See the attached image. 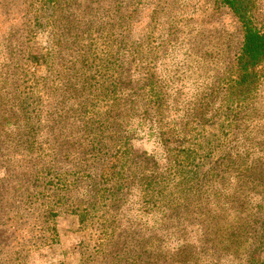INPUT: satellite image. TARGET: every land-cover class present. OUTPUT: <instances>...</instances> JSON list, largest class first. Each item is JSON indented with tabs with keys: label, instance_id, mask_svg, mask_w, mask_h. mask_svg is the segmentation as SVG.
Segmentation results:
<instances>
[{
	"label": "trees",
	"instance_id": "1",
	"mask_svg": "<svg viewBox=\"0 0 264 264\" xmlns=\"http://www.w3.org/2000/svg\"><path fill=\"white\" fill-rule=\"evenodd\" d=\"M4 1L0 0V6L8 7L7 13L0 9V168L5 175L0 178V214L7 209L14 221L0 223V254L8 260L0 264H28L31 249L25 237L38 234L42 246L51 244L56 235L53 218L60 211L87 224L99 209L98 232L92 239L97 252L114 244L125 251L120 252L123 260L116 253H103L97 262L264 264V136L245 132L252 120L261 118L257 100L247 105L257 97L258 87L252 93L245 87L255 82L254 68L264 62V31L255 27L249 14L254 1L219 0L242 30L230 69L233 79L228 77L233 84H223L225 94H234L230 100L241 102L233 108L230 103L225 106L231 111L232 126L223 136L228 142H246L239 160L247 159L248 167L238 175L237 196L224 155H216L207 164L206 158L214 154L208 148L178 158L182 152L178 147L189 138L196 139L221 113V91L199 95V101L186 105L184 116L167 119V112L174 108L173 101L166 99L164 85L145 68L136 74L131 69L135 52L128 50L127 36L134 0H128L125 12V0H37L28 9L24 7L27 0ZM45 15L47 41L52 44L40 54L28 53L25 43L35 30L44 28ZM34 63H43L46 75L40 78L38 91L36 79L35 90L25 91L21 85L26 67ZM142 125L166 154V149L175 151L171 159L157 163L155 156L134 148L130 142ZM55 126L69 134L62 142L64 149L53 146L47 158L32 157L36 130ZM165 134L177 144L162 140ZM61 154L67 167H56ZM178 159H186L192 168L175 187L171 182L176 168L182 172L185 168V162L180 169L176 166ZM219 165L223 167L218 174ZM131 185L142 200L135 214L126 217L127 226L133 227L119 230L116 240L117 220L109 219L108 213ZM16 202L24 205L23 212ZM29 216L39 226H26L23 219ZM218 228L224 230L215 237L212 231ZM133 238L134 245H128Z\"/></svg>",
	"mask_w": 264,
	"mask_h": 264
},
{
	"label": "rangeland",
	"instance_id": "2",
	"mask_svg": "<svg viewBox=\"0 0 264 264\" xmlns=\"http://www.w3.org/2000/svg\"><path fill=\"white\" fill-rule=\"evenodd\" d=\"M1 1L3 3L5 2L4 0ZM253 1L254 7L249 11V14L251 12L250 18L257 29L264 31V0ZM36 2L37 0H27L24 7L26 9L34 7ZM127 4L128 0L122 3L123 12H125ZM133 5L135 10L131 14L132 25L127 36L130 38L131 43L128 45V50L135 52L131 55L133 57L131 59L133 64L130 67L134 69V74L143 68L155 73V76L160 80L159 84L164 85L163 91L167 94L166 99L173 101L172 107L174 108V111L169 110L167 112V119L174 116L176 118L184 116L186 105L190 102L199 101V95L203 96L205 93L210 94L215 91L214 96L221 91L222 94L220 97L223 96L221 113L211 123L205 125L200 132L201 134L195 136L196 139L189 138L188 141L178 147L182 150L178 154L180 155L178 158L184 159L183 154L185 155L186 152L191 153L194 150L193 152L203 153L208 148L214 154L211 158V155L206 158L205 161L207 164L216 155L220 154V157L224 155L225 158L223 161L228 162L229 160L228 173L231 175L229 182L237 196V193L240 194L237 184L240 179L238 175L242 173V168L248 167L247 159L239 160V156H241L246 142L242 143V140L239 138L237 141L232 140L228 142L226 139L229 138L223 136H225L224 131L228 133L231 131L232 126L229 119L232 117L231 111L227 110L225 106H228L230 103L233 108L235 104H240L241 102L236 103L237 100L231 101L230 97L234 96V94H229V96L225 94L223 84L228 83V81V84H233L230 81V79H233L230 69L235 62V51L241 39L240 35L242 30L240 24L229 12L228 8L222 5L219 0H134ZM6 7H8L7 4L0 6V9L3 8L2 11L7 13ZM11 8L14 7L11 6ZM45 19L46 15L42 19L45 23L44 28L35 30L32 38L25 43L26 52L40 54L44 48L51 46L52 42L47 41L48 29ZM97 34L94 33V35ZM260 65L254 68L255 77L257 76L255 82L252 80L248 84L244 80V83H247L245 87L251 90V93L258 87L256 90L257 97L247 103L248 105L253 100H257V106L259 107L258 113L261 116L257 121L252 120L245 128V132L252 136H264V62L261 67ZM257 68H259V71H256ZM46 70V66L43 63H34L33 65L27 66V74L21 88L24 86L25 91L29 89L35 90L36 88L38 91L40 89V78L46 75ZM35 79L38 84L36 83L34 88L32 82ZM209 84L212 87H208ZM229 90L230 88H228ZM42 98H44V94ZM188 111L189 108L187 106ZM62 123H66L64 118ZM58 127L36 130L34 135L35 145L29 153L32 157L37 156L39 158V156H42L45 158L46 155H49V151L51 148L53 149V146H55L54 150L64 149L62 142L66 141L69 134L66 135L67 130L64 132L62 130L63 128L58 130ZM146 129L145 125L137 127V132H135L138 133L137 138L130 142L133 143L134 148L143 150L146 156H155L157 163L163 162L165 157L171 159L172 157L169 156L175 153V151L169 152L166 149V154L163 151V149L165 150L163 145L161 147L154 137L147 136L148 130ZM163 139L170 146L177 144L169 134L162 136ZM224 151H227L226 156ZM48 157L50 158V156ZM63 157V155L57 157L60 161L57 162L56 167H67V161H64ZM185 158L187 159V157ZM28 159L30 158L26 155L25 160L28 161ZM182 159H178L180 163L176 164V166L180 169V164L185 162V168L183 172L182 168L180 171L176 168L171 182L175 187H177L176 183L181 179L182 175H189V170L192 168V165L188 164L186 159ZM30 162L32 163V161ZM30 162L28 161V165L31 164ZM169 163L172 164V162ZM219 167L223 166L219 165L215 168L218 174L220 173V169H222ZM4 171V168L1 167L0 178L5 175ZM22 197H25V194ZM16 200L18 202L19 197H16ZM141 200V193H138L135 185H131L126 196L121 197L117 203H113L110 206L111 211L108 213V218L117 220L116 222L118 224V227L114 229L115 233L113 232L116 240H118L119 230L123 227L130 229L133 227L130 223L127 226L126 217L131 218L135 214ZM17 202L15 206L20 205L18 211L23 212L24 205ZM38 202L40 200L35 202V205L38 206ZM99 210L101 211V209ZM100 211L98 212L97 210L94 212L92 214L94 215L93 218L87 224L79 222V218L74 214L60 211L53 218L56 235L51 244L42 246V241L38 234L33 235L32 233L30 235L34 237L29 236L24 238L26 239L24 242L31 249L28 264H105L106 260L97 262L100 259V254L102 259L103 253L107 256L116 253L119 255L118 259L123 260L124 257L122 255L124 254L120 256V252L123 253L125 250L124 248L122 250L117 244L108 245L107 248L102 246L97 252V248L92 239H94V235L98 232L96 230V227H99L97 224V221H99L97 216L101 214ZM13 221L14 218L10 217V211L7 209L0 214V223L4 222L7 225H11ZM23 221L26 223V226L29 225L31 227L32 224L39 226L37 222L35 223L33 221L32 216L24 218ZM222 229L218 228V230L212 231L213 235L216 237L217 233ZM134 238L131 243L127 244L134 245ZM261 257L264 258L263 252H261ZM7 261V256L1 253L0 263Z\"/></svg>",
	"mask_w": 264,
	"mask_h": 264
}]
</instances>
